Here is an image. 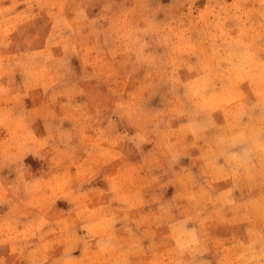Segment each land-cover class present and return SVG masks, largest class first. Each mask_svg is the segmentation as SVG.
<instances>
[{"label":"rangeland","instance_id":"rangeland-1","mask_svg":"<svg viewBox=\"0 0 264 264\" xmlns=\"http://www.w3.org/2000/svg\"><path fill=\"white\" fill-rule=\"evenodd\" d=\"M0 264H264V0H0Z\"/></svg>","mask_w":264,"mask_h":264}]
</instances>
